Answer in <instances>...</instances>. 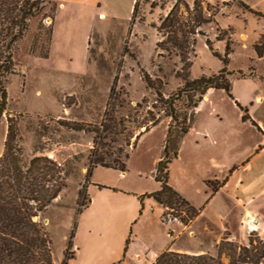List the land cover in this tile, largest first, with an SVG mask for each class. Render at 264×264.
<instances>
[{
  "label": "rangeland",
  "instance_id": "rangeland-1",
  "mask_svg": "<svg viewBox=\"0 0 264 264\" xmlns=\"http://www.w3.org/2000/svg\"><path fill=\"white\" fill-rule=\"evenodd\" d=\"M107 1L103 10L116 9V17L124 21L94 18L89 67L81 76L53 71L76 68L83 60L84 56L68 55L83 47L82 43L74 46L76 35L68 47L60 42L54 56L44 58L56 11L53 1H46L19 45L16 72L7 84V110L0 115V160L11 121L17 132L15 147L22 152L25 165L35 157H46L63 171L66 188L37 219L52 240L55 264H62L73 253L68 264H139L133 261L132 251L155 249L168 242L170 227L160 219L163 210L155 206L152 212L147 203L144 210L135 197L141 191L159 189L155 161L165 154L167 126L164 123L141 141L138 137L152 128L153 120L167 119L172 104L178 126L190 115V101L180 93L185 79L218 75L225 68L236 75L255 70L264 80V57L259 59L256 53L257 48L264 52V0H208L209 13L205 14L213 15L211 23L201 27L196 37L179 34L190 46L196 40L187 52L188 61L178 56L180 51L172 41H166L165 50L158 49V43L172 32L168 25L165 29L161 25L174 5L179 4L181 10L173 24L179 20L186 25L189 14L183 7L192 8L193 0H138L132 18L130 0ZM259 92L264 96V85ZM230 101L226 93L211 98L209 111H219L211 129L226 149L247 152L255 136L236 124ZM127 155L126 171L97 165L88 177L100 156L113 165L117 160L115 165L120 168ZM176 166V178L182 180ZM191 178L196 188H205L193 173ZM88 194L91 205L96 204L82 218ZM175 209L188 224L192 214L179 205ZM240 209L234 210L238 217ZM133 215L137 218L130 223ZM248 216L254 223H249ZM234 223V231L241 235L234 242L247 244L250 237L264 242L263 203L259 212L245 213ZM187 240V236L182 238L180 245L187 246Z\"/></svg>",
  "mask_w": 264,
  "mask_h": 264
},
{
  "label": "crops",
  "instance_id": "crops-1",
  "mask_svg": "<svg viewBox=\"0 0 264 264\" xmlns=\"http://www.w3.org/2000/svg\"><path fill=\"white\" fill-rule=\"evenodd\" d=\"M52 1L56 5V11L52 20V39L47 59L54 56L55 48L58 49L60 42L68 47L71 39L76 35L74 46H79L82 43L83 47L72 51V54L68 52V55L84 56L83 60L76 68L60 69L58 67L60 70L53 71L68 76L84 75L89 67L92 33L95 29L93 20L95 17H98L101 22L120 20L116 17V9L111 7L108 9L109 11L103 10V3L106 4L107 0ZM137 1L130 0L131 18ZM79 35L81 36L79 37ZM259 78L260 80H258ZM230 80L233 96L229 105L232 109L231 112L236 124L248 129L255 136L254 142L247 152L239 153L224 147V141L219 140L211 129V124L215 122L214 115L218 116L219 111L210 112L209 103L216 93L222 95L225 92L209 90L198 107L190 112L188 132L177 144V155L171 160L167 176L168 186L195 209L196 215L190 218L189 223L183 227L170 226V232L167 234L169 241L161 244L162 246L155 249L146 248L143 251H132L133 261H137L139 264H154L161 254L168 251L189 255L217 256V246L224 237L229 236L230 241L240 239L239 232L234 231L236 227L234 221L241 220L245 213L259 212L260 205L264 204V96L259 92L260 87L264 85L262 82L264 80L255 70L248 74L236 75L232 73ZM257 80L261 81V85L256 82ZM240 83L244 85L243 90L239 88ZM245 115L247 116L246 120L243 119ZM171 121V118L161 120L156 127H152L149 132L144 133L140 141L159 129L164 123L168 131L172 125ZM166 141L168 142V136ZM164 148L165 146H163ZM163 157L162 155L155 161V180L157 165L163 160ZM175 165L179 167L182 180L176 178ZM190 172L202 180L201 182L206 185L205 188L201 186L196 188L191 183ZM157 184L159 189L145 190L135 195L136 199L143 204L144 210L147 203V208L152 212L155 210V206L164 212V206L150 197L161 190V183L157 182ZM89 185L87 191H89ZM95 204L96 201L91 205L88 194L87 206L82 210L84 212H81L82 218L92 211ZM237 207L241 208L239 217L234 214ZM162 216L163 213L160 219ZM136 218V215H133L130 223ZM253 222L251 217L249 223ZM253 227L255 226L252 225ZM192 229L194 231H191ZM186 236L187 246L182 247L180 240Z\"/></svg>",
  "mask_w": 264,
  "mask_h": 264
},
{
  "label": "trees",
  "instance_id": "trees-1",
  "mask_svg": "<svg viewBox=\"0 0 264 264\" xmlns=\"http://www.w3.org/2000/svg\"><path fill=\"white\" fill-rule=\"evenodd\" d=\"M46 1L0 0V115H3L7 110V84L9 77L16 72L15 56L19 45L26 38L33 19L44 10ZM136 7L137 3L135 9ZM209 7L208 0H193L192 8L186 4L183 8L187 10L189 16L185 20V25L184 21L179 20L173 24V17L181 10L179 4L174 5L161 25V29H165L164 27L168 25L172 32L167 34L166 39L158 43V49L165 50L166 41H172L174 49L180 51L178 56H181L183 60L186 59L187 52H190L196 40L190 46L188 40L179 38V34L185 33L194 37L199 35V29L212 21L213 15L209 14L207 17L205 14ZM183 27H185L184 31L181 30ZM49 28L50 50L52 21ZM256 53L259 59L264 57V52L261 49L257 48ZM48 54L44 58H48ZM224 63L228 64L226 60ZM231 76L232 73L224 68L218 75L202 76L195 80L185 79L184 87L180 93L187 96L190 101L189 108L192 110L198 107L207 92L212 89L222 90L230 98H233L232 83L229 79ZM171 108L168 118H171L172 125L168 130V142L163 160L157 165L156 181L161 183V190L150 197L163 206L177 208L179 205L184 207L187 214H192L193 217L196 215L195 209L167 184L169 165L177 155V144L188 132L189 117L186 114L178 126L179 116L173 108V104ZM243 119L246 120L247 116L245 115ZM159 123V119L153 120L152 127H156ZM174 127L177 128L176 132H174ZM149 131L150 128H147L146 132ZM16 137L17 132L11 121H8L5 152L0 160V264H55L52 240L37 219L46 212L66 188L65 178L61 177L63 171L57 163L46 157H35L29 165H25L21 159L22 152H19L15 147ZM139 139L140 137H138ZM128 159L127 155L126 163L118 168L115 165L117 160H114L113 165L106 163L105 158L100 156L93 162L94 166L88 171V177H91V173L97 165L104 168L120 169L124 172ZM229 238V236L224 237L217 246V256L188 255L168 251L161 254L154 264H264L263 241L250 237L247 244H241L230 241ZM73 257L74 254L66 257L62 264H68Z\"/></svg>",
  "mask_w": 264,
  "mask_h": 264
},
{
  "label": "built area",
  "instance_id": "built-area-1",
  "mask_svg": "<svg viewBox=\"0 0 264 264\" xmlns=\"http://www.w3.org/2000/svg\"><path fill=\"white\" fill-rule=\"evenodd\" d=\"M53 157H54L53 155L49 156L50 159H53ZM162 222L168 227L172 225L183 227L185 225L182 220V215H180L178 210H176L175 208L169 207V206L164 207V214L162 216Z\"/></svg>",
  "mask_w": 264,
  "mask_h": 264
},
{
  "label": "bare ground",
  "instance_id": "bare-ground-1",
  "mask_svg": "<svg viewBox=\"0 0 264 264\" xmlns=\"http://www.w3.org/2000/svg\"><path fill=\"white\" fill-rule=\"evenodd\" d=\"M101 18H104V17H101ZM248 219H250L251 217H247ZM250 222H251V220H250ZM255 226V225H254ZM256 227V226H255ZM253 230H256V228H253Z\"/></svg>",
  "mask_w": 264,
  "mask_h": 264
}]
</instances>
